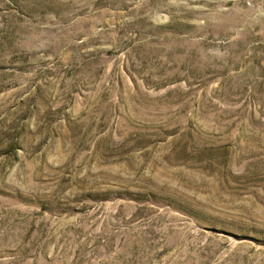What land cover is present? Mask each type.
<instances>
[{
    "label": "rangeland",
    "instance_id": "rangeland-1",
    "mask_svg": "<svg viewBox=\"0 0 264 264\" xmlns=\"http://www.w3.org/2000/svg\"><path fill=\"white\" fill-rule=\"evenodd\" d=\"M0 264H264V0H0Z\"/></svg>",
    "mask_w": 264,
    "mask_h": 264
}]
</instances>
